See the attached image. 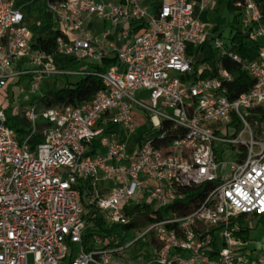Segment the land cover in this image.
I'll return each mask as SVG.
<instances>
[{"label":"built area","instance_id":"obj_1","mask_svg":"<svg viewBox=\"0 0 264 264\" xmlns=\"http://www.w3.org/2000/svg\"><path fill=\"white\" fill-rule=\"evenodd\" d=\"M155 1H49L63 35L48 54L34 48L18 0H0V97L8 99L23 78L31 94L62 75H94L103 84L78 107L42 108L37 101L20 110L29 123L22 139L0 103V264H264V250L248 245L246 225L264 216V145L249 120L251 110L264 107V10L255 0L234 2L246 18L240 32L260 46L245 60L203 20L218 0ZM99 22L111 30L98 33ZM138 23L146 26L139 34ZM209 37L219 57L254 81L237 98L228 89L236 77L225 68L189 78V48ZM57 56L82 66L60 69ZM112 57L117 64L109 70H88ZM139 92L149 93V104ZM228 144L239 154L235 161L219 158ZM206 183L215 186L195 210L169 208L184 189ZM88 206L108 228L119 227L117 234L86 241ZM135 221L146 223L125 230Z\"/></svg>","mask_w":264,"mask_h":264},{"label":"trees","instance_id":"obj_2","mask_svg":"<svg viewBox=\"0 0 264 264\" xmlns=\"http://www.w3.org/2000/svg\"><path fill=\"white\" fill-rule=\"evenodd\" d=\"M49 1H65V0H18V5L22 7L25 24L33 33V46L36 49L45 51L48 54H54L57 50V40L63 34L56 26L53 14L49 8ZM241 0H218L217 7L214 9L215 15L212 19L209 17V12L203 15L205 22H212L214 27L212 33L217 35L218 31L227 25L230 17H233V23L239 22L241 15L234 8V2ZM264 10V0H255ZM227 16L225 17V15ZM136 33H141L145 28L144 23H138ZM247 36L243 32L237 33L233 37V45L231 51L237 53L245 60H253L258 52L259 45L245 40ZM189 56L192 59L193 72L189 78H211L216 75V71L225 68L235 75V81L228 85L231 98H237L240 94L247 91L254 83L251 76L242 70L241 66L233 62L229 58L218 56V52L214 47L213 38L209 37L202 45L196 49L189 48ZM57 65L60 69L77 70L82 66V63L73 58L57 56ZM117 64V58H106L99 64H89L90 72L102 73L109 70ZM207 66L203 73H199L201 66ZM65 78L63 85L57 91H50L43 97L38 99L42 108L73 106L78 107L86 102H89L92 97L103 88L100 78L94 75H62ZM252 119H256L264 123V107H259L250 111ZM9 125L16 130L18 138L22 139L29 133V123L25 119L24 111L15 116H9ZM114 130H119L117 127H112ZM176 131L169 132L168 141L175 138ZM40 141L36 137L33 142V147ZM214 183H206L200 187L188 188L183 190L184 198L175 205L170 206L173 210H180L181 214H188L196 209L206 194L213 189ZM81 188H85L84 184ZM169 208L165 209L168 210ZM140 211L141 208L137 207ZM147 214L150 212L145 209ZM159 218L162 217V212L158 213ZM87 219L89 225L86 229L85 240L89 241L95 234L102 237L115 235L120 230L119 227L108 228L107 222L103 214L96 207H87ZM264 219V216L261 217ZM148 221H153L147 217ZM135 221L130 227H125V230H130L134 226L143 225ZM134 250L130 252L133 256Z\"/></svg>","mask_w":264,"mask_h":264},{"label":"rangeland","instance_id":"obj_3","mask_svg":"<svg viewBox=\"0 0 264 264\" xmlns=\"http://www.w3.org/2000/svg\"><path fill=\"white\" fill-rule=\"evenodd\" d=\"M162 1L163 0H156L155 3H159ZM146 5H150V4H146ZM214 15L215 12L213 10L212 12H210V16H209L210 19H212ZM226 16L227 14L225 15V17ZM245 19L246 18H243V16H241L239 22L233 23V17H230V20L227 23V25L222 27L218 31L217 36H219L223 40L227 48L232 47L233 37L241 31V26H242L241 24L242 21ZM210 23L213 24L212 22ZM98 27H99L98 30L95 29V31H97L98 33H100L103 30V28H105L106 30H111L110 22H106V25L104 24V22H99ZM242 30H244L245 33V29L243 27ZM171 75L180 76L178 73L175 72H171ZM64 80L65 78L62 76L51 77L41 85L39 92H37L36 94H31L29 93L30 87L27 84L26 79L23 78L22 82L19 85H17L16 88L11 87L9 89L8 99H5L4 97H0V103L2 104L4 109L8 111L10 117L14 115L15 116L19 115L18 113L20 110L27 108L29 105L33 103H36L38 99L43 97L48 92L57 91L63 85ZM19 89H23L25 91V93L22 94L21 96H19L18 94ZM13 97L17 98L16 101L13 100ZM137 98L142 103L145 104L150 103V96L148 92H142V93L139 92L137 94ZM137 117L138 119H140L141 124H146L145 119L143 118L141 113L137 115ZM249 120L251 122V126L253 128L256 140H258L260 143L264 145V123H261L258 120L252 118H250ZM232 136L233 135H231V139L234 138ZM232 147L233 146L231 144H228L225 147L221 146L219 151V158L226 160L227 162L237 160L239 154L237 153V150H234ZM222 151H225V155L224 153H222ZM98 152L101 153L102 150L99 149ZM107 185L113 186V183ZM246 225L250 227L249 233L247 234V238H248L247 240L249 241L248 245H250V247L257 248L260 251L261 249L264 250V219H261V217H253V218L250 217L246 220Z\"/></svg>","mask_w":264,"mask_h":264},{"label":"crops","instance_id":"obj_4","mask_svg":"<svg viewBox=\"0 0 264 264\" xmlns=\"http://www.w3.org/2000/svg\"><path fill=\"white\" fill-rule=\"evenodd\" d=\"M209 16H210V13H209ZM99 29V28H98Z\"/></svg>","mask_w":264,"mask_h":264}]
</instances>
